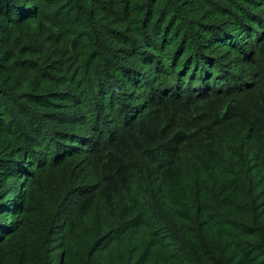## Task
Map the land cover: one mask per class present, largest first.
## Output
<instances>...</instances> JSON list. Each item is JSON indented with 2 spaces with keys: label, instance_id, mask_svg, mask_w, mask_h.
Here are the masks:
<instances>
[{
  "label": "trees",
  "instance_id": "obj_1",
  "mask_svg": "<svg viewBox=\"0 0 264 264\" xmlns=\"http://www.w3.org/2000/svg\"><path fill=\"white\" fill-rule=\"evenodd\" d=\"M0 264H264V0H0Z\"/></svg>",
  "mask_w": 264,
  "mask_h": 264
}]
</instances>
